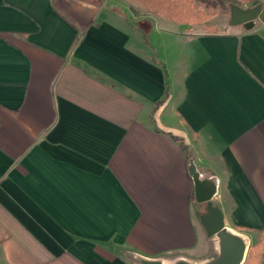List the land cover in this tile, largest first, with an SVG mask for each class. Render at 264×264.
Returning a JSON list of instances; mask_svg holds the SVG:
<instances>
[{
    "label": "crops",
    "instance_id": "crops-1",
    "mask_svg": "<svg viewBox=\"0 0 264 264\" xmlns=\"http://www.w3.org/2000/svg\"><path fill=\"white\" fill-rule=\"evenodd\" d=\"M234 2L259 6L252 30L137 0H0V264L205 256L189 147L225 225L264 240V0Z\"/></svg>",
    "mask_w": 264,
    "mask_h": 264
},
{
    "label": "water",
    "instance_id": "water-1",
    "mask_svg": "<svg viewBox=\"0 0 264 264\" xmlns=\"http://www.w3.org/2000/svg\"><path fill=\"white\" fill-rule=\"evenodd\" d=\"M259 12V6L242 8L230 6V25H241L244 30H252ZM187 173L193 184L194 200L204 204L199 221L209 239L210 250L201 258H191L183 254L149 257L126 250L125 256L133 264H243L250 247L247 234L225 225L224 214L214 203L218 193L219 179L204 166L196 164V153L192 147L187 151Z\"/></svg>",
    "mask_w": 264,
    "mask_h": 264
},
{
    "label": "trees",
    "instance_id": "trees-1",
    "mask_svg": "<svg viewBox=\"0 0 264 264\" xmlns=\"http://www.w3.org/2000/svg\"><path fill=\"white\" fill-rule=\"evenodd\" d=\"M139 4L143 5L147 9L158 12L164 15L166 18L175 20L178 22H187L188 24L200 22L209 19L211 13H193L187 0H137ZM207 7L220 6L221 8H227L231 5H235L234 0H201ZM213 31H217L215 27H211ZM159 103L155 104L154 110ZM153 115V112H152ZM262 232L260 231V235ZM264 248L263 237L259 241L250 245L248 254L244 264H257L259 257L262 254Z\"/></svg>",
    "mask_w": 264,
    "mask_h": 264
},
{
    "label": "rangeland",
    "instance_id": "rangeland-1",
    "mask_svg": "<svg viewBox=\"0 0 264 264\" xmlns=\"http://www.w3.org/2000/svg\"><path fill=\"white\" fill-rule=\"evenodd\" d=\"M186 3L189 5L190 9L193 11V13H211L212 16L217 15V17L213 20V22L217 25L224 24V20L230 19V8L229 6L227 8H221L220 6L216 7H207L204 2L201 0H187ZM211 16V17H212ZM201 22V21H200ZM195 30H204V22L199 23L198 25L194 26ZM146 39L150 41V43L153 42V35H146ZM215 202V200H214ZM204 210V209H203Z\"/></svg>",
    "mask_w": 264,
    "mask_h": 264
}]
</instances>
